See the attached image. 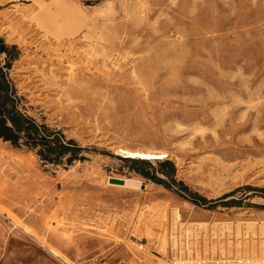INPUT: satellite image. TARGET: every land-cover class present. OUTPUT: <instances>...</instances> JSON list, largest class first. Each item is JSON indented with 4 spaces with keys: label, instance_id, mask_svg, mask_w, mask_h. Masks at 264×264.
<instances>
[{
    "label": "rangeland",
    "instance_id": "rangeland-1",
    "mask_svg": "<svg viewBox=\"0 0 264 264\" xmlns=\"http://www.w3.org/2000/svg\"><path fill=\"white\" fill-rule=\"evenodd\" d=\"M0 39L15 108L83 148L0 139V264L264 258V0H0Z\"/></svg>",
    "mask_w": 264,
    "mask_h": 264
},
{
    "label": "trees",
    "instance_id": "trees-1",
    "mask_svg": "<svg viewBox=\"0 0 264 264\" xmlns=\"http://www.w3.org/2000/svg\"><path fill=\"white\" fill-rule=\"evenodd\" d=\"M8 50L9 47L0 39V53H6ZM10 64L11 59H8L6 67L9 68ZM8 84L0 68V139L15 147L25 146L32 149L42 161L48 163L59 164L65 158V162L70 164L74 160L82 159L79 153L83 148L73 139L65 138L60 130L51 128L45 123H39L33 117L15 108L13 101L16 95L12 97L8 92ZM10 101L12 104H9ZM131 160L133 163L142 162V159ZM167 165L171 166L169 160L159 163L160 167ZM139 172L147 176V173ZM261 191L264 194V188ZM197 200L203 199L197 197Z\"/></svg>",
    "mask_w": 264,
    "mask_h": 264
},
{
    "label": "built area",
    "instance_id": "built-area-1",
    "mask_svg": "<svg viewBox=\"0 0 264 264\" xmlns=\"http://www.w3.org/2000/svg\"><path fill=\"white\" fill-rule=\"evenodd\" d=\"M166 264H264V258L254 259L251 257H239V258L221 257V258H214V259H210L209 261H205L203 259L171 257Z\"/></svg>",
    "mask_w": 264,
    "mask_h": 264
},
{
    "label": "bare ground",
    "instance_id": "bare-ground-1",
    "mask_svg": "<svg viewBox=\"0 0 264 264\" xmlns=\"http://www.w3.org/2000/svg\"><path fill=\"white\" fill-rule=\"evenodd\" d=\"M117 153L121 155H127L129 157L133 158H143V159H163L167 157V153L165 151H154L150 149H130V148H118ZM173 221H172V228L175 221H178L180 219V214L177 211H174L173 214ZM142 248V246H140Z\"/></svg>",
    "mask_w": 264,
    "mask_h": 264
}]
</instances>
